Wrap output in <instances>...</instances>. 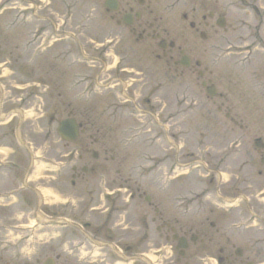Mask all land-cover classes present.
Returning a JSON list of instances; mask_svg holds the SVG:
<instances>
[{
    "label": "flooded vegetation",
    "instance_id": "af4514ba",
    "mask_svg": "<svg viewBox=\"0 0 264 264\" xmlns=\"http://www.w3.org/2000/svg\"><path fill=\"white\" fill-rule=\"evenodd\" d=\"M159 3L160 0H103L110 25L109 41L121 44L127 39L136 42L160 39L161 32L155 25ZM166 3L168 7L183 4L205 10L198 20H190L187 11L181 13V18L188 30H194L208 42L204 52L216 67L200 68L197 60L193 66L190 58L188 66L180 65V57L185 52L179 46L175 49L170 39L160 48L161 56L174 72L179 68L188 69V76L195 72L206 95V87L212 86L215 94L207 97H218L217 102L213 101L216 110L212 112L213 117L229 120L238 128L224 129L229 132L225 136L231 137L230 144L221 146L219 151L224 155H218L208 150L210 145L181 144L187 131L184 130V136L179 139L176 133L160 132L159 122H155L150 139L152 146L157 149L166 142L170 150L162 160L152 163L153 191L159 194L162 186L157 185L164 173L167 189L177 184L175 187L182 191L175 194L167 209L157 197L153 203L154 213L175 246L179 243L184 244V250L199 249L192 254V261L197 264H203L212 248L216 264H264V0H167ZM77 5L78 0H0V72L6 69L8 84H18V88L25 89L11 93V97L29 102L42 94L48 95L55 101L51 120L63 113L79 124L81 133L76 143L81 152H77L76 160L83 161L84 152L98 139L93 89L102 66L105 65L106 70L103 88L108 119L119 124L128 117L152 116L158 113V106L157 87L149 85L139 72L121 65V62L126 64V55L110 48L113 43L106 44V49L98 54L83 49L85 42L81 38ZM220 21L223 26L218 24ZM151 54L159 58V53ZM226 54L228 63L222 66L220 61ZM223 70L230 72L233 80L225 86L230 88L218 91L213 80L224 78ZM187 86L189 92L190 85ZM229 93L236 94L235 100L228 99ZM201 106L211 110L207 101L201 102ZM247 129L256 133L251 146L241 144ZM115 133L116 128L106 126V138ZM137 134L139 130L132 133ZM111 150L106 140V154ZM236 157L242 160L236 162ZM165 159L169 164L164 163ZM84 165H73L77 176L86 170ZM181 166L187 170L174 173ZM162 167H166L163 172ZM136 168L141 169L128 166L118 169L123 175L119 183L128 191L129 198L135 192L139 196L146 192L133 170ZM238 200L243 204L236 203ZM179 214H183V220ZM120 247L126 253L132 248L126 244ZM132 254L136 255L134 263L147 264L142 259L143 251ZM2 261L25 264L23 261L11 263L0 254ZM173 263V260L164 262ZM184 264H190L189 259Z\"/></svg>",
    "mask_w": 264,
    "mask_h": 264
},
{
    "label": "rangeland",
    "instance_id": "374dc122",
    "mask_svg": "<svg viewBox=\"0 0 264 264\" xmlns=\"http://www.w3.org/2000/svg\"><path fill=\"white\" fill-rule=\"evenodd\" d=\"M166 1L167 0H163L162 3H159V7L157 8L158 16L155 20V25L161 32V37L167 40H173L175 47L179 46L182 48L191 58L192 65H194V60L198 59L201 63L199 67L212 66L214 69L216 65H212L213 63L210 62V57L204 52V47H208V42L200 39L198 34H193L194 32L192 30H188L186 26H184L179 15L182 11H187L189 13V19L198 20L199 15L205 10L203 8L191 9V5L185 6L183 4L168 7ZM77 9L80 22V32L83 34L81 38L84 42L87 40L86 43H84L85 46H83V48H85L86 51L98 54L101 50L106 49V44L111 43L107 42V39H109L107 34H109L110 25L106 20L103 0H78ZM86 16L88 18L83 20ZM157 42L158 40H140L136 42L127 39L124 42H121V44H118L117 42L115 45H111L110 48L121 52V54L124 53L126 55L127 67L130 66L129 64L135 65L136 68L134 69L143 72L142 74H144V78L148 81L149 85L153 86V84H155V87L157 86L159 88L158 90L161 89L165 93L164 95L161 92V95H158L156 104L159 109L162 108V111H160L158 116L159 120H161V122L168 121L171 132L174 131L180 139L184 136L183 131L185 130L188 133V135L184 137L186 146L200 147L208 144L211 146L208 150H211L214 154H221L219 151L222 150L221 146L230 144L229 141L231 139V137L225 136V134H228L229 132H225L224 129H237L238 126H234L229 120L215 119L213 117L212 112L215 111L214 104H211L212 100L205 97L195 72H191L189 76L188 69L182 70L179 68L174 72L172 69H169V64L165 58H161L159 55V58L156 59L152 56L151 53H160ZM94 48L97 49L94 50ZM133 50L134 52H132ZM225 63L226 61L223 59L221 64L224 65ZM222 72H224V70ZM93 73H95V71H93ZM221 74L224 77V73ZM231 76V74H228L227 78L224 77L219 80L215 79L214 81L217 85L219 84L221 88H224L226 85L232 83L233 79ZM103 77H105V75H103ZM186 78L188 80H186ZM186 84L190 85V92L186 89ZM225 88L230 87L227 86ZM187 92L190 101L187 97ZM97 97L99 98L98 93H94V124L95 128H100L98 142L93 146V149L97 152V156H90V152L84 153V160L89 161V165H87V170L84 173H81L78 178L70 177V165L73 162L71 159L74 156L75 149H77V144L76 142L66 143L59 139L54 130L58 121L50 123L47 114L36 120L35 113L33 115L31 114L27 119L24 126V132L30 143H34L38 146L49 144L51 149L50 151L47 150L48 152H46V155L50 157H60L64 162L65 167H63L64 174H62V178L51 179L48 177L49 174L56 177V175H54L55 173L47 172V181L44 183L48 185L49 192H51L50 199L52 195H57L59 190L64 194L70 195L72 200L80 199L79 203L77 202V204H79L77 205V207H79L78 211H74V207L76 206L71 205L69 202L63 205V210L59 207L56 208L55 206L52 208H43V210L48 214H51V212L54 211L55 213L57 212V214H67L69 217L79 219V221H88L91 225L89 227L90 229H88V231L86 230L87 232L98 226L97 231L94 232L95 237L98 236L100 239L109 237L121 246L125 244L130 245L132 248L131 251L127 253L128 256H131L134 251L143 250L147 253L146 255L153 260V256L156 255L154 252L155 248L160 244L166 243L168 245V250L164 254V257L161 258L162 261L159 264H164V262L169 260H173V264H184L186 259H189L190 264H197L195 261H192V254L195 251L198 252L199 249L185 250L184 254L179 256L174 248V243L171 240L166 239L167 231L162 227L159 216H156L154 221L151 220L154 215L153 203L156 202L157 197L160 198L161 206L167 209L170 208V201L175 197V194L182 191V189L178 191V188L175 187L178 185L175 184L171 189L169 188L170 192H168L167 185L166 189H164V186L161 187L159 194L157 195L153 191L152 185L150 186L152 175L151 166L152 163L156 162V159L152 156L155 153L158 154V156L167 153V148H164L166 145L163 144L162 147L159 146L152 152L150 149L144 152H136L135 148L137 146H129V148L131 147L133 149V152L130 149H128V152L126 153L124 151L120 153L111 152L108 154H114V160L106 158V126L111 125L109 123L111 121L106 117V104L103 101H98ZM232 97L234 96L230 93L228 99L231 101ZM186 98L187 100H185ZM203 100L208 102V107L211 108L210 111L206 110L205 107L200 106V101L202 102ZM214 100L217 101L218 98H213V101ZM187 101L189 102L188 106ZM146 107L149 108V105H146ZM167 115H171L172 118ZM62 116H64L63 113L61 114V117ZM36 121L41 130H39L40 128L35 131L29 130L30 126L28 123H35ZM140 121L141 120H139V123ZM12 124H10L8 128L11 127ZM112 124H117L116 128H123L124 126L126 127V125H138V122L137 120H121L119 121L120 125L118 123ZM162 130L163 129H159L160 132ZM247 131L248 129L246 130L247 136L241 140V144L251 146L252 138L256 133L248 131L247 134ZM10 141L17 145V141L12 135ZM192 149L195 150L196 148ZM240 154L241 153H238V155ZM221 155H224V153ZM161 156L159 160H162L163 156ZM118 160L140 161L143 164L141 169L136 168L133 170L137 172V176H139L143 187L146 188V193L150 195L149 201L144 200V198L138 196V194H134L132 198H129L127 195L128 191L124 190V188L120 191H114V193L108 195L106 198L101 196L102 188L115 190L119 185L118 179L123 175L121 173H116V161ZM234 160L239 162L242 159L241 157H236ZM81 163H84V161ZM165 164H169L167 163V160H165ZM257 164L258 160L256 158V165ZM29 165L33 168V171L32 173L25 174L24 177H26L27 180L38 181L41 177L46 176L44 175V172L48 167V163L35 160L30 162ZM129 167L134 168L135 165H129ZM165 168L166 167H162L161 172L165 171ZM122 171H124L123 168ZM182 171L183 168H177L174 173H180ZM71 179L73 180V183L71 182ZM161 182L162 180H160V184ZM160 184L157 186H160ZM0 185H2V182H0ZM181 186L182 185L179 187ZM239 203L242 204L241 201H239ZM91 206H94L96 210L91 211ZM165 215L168 217L167 213H165ZM178 216L183 220V214H179ZM156 226L159 227L156 229ZM46 234L47 237L44 236L45 234L40 236L41 239L44 238L47 240L43 245H40L41 252L38 262H35L33 259L25 261L26 264H41L47 256L55 257V262H57V264H67L63 261L62 256L58 259L56 258V255L59 254V251L61 250L58 241L65 238H62L61 236L59 237L50 231ZM63 234L70 237L68 231L63 232ZM75 234L81 241H86L80 232H76ZM210 252V254L213 255L214 249L212 248ZM111 256L114 257L112 253ZM70 259L68 258V263L74 261V259H72L73 261H70ZM90 260L91 261H85L82 264L105 263L104 261H99L97 258H92Z\"/></svg>",
    "mask_w": 264,
    "mask_h": 264
},
{
    "label": "water",
    "instance_id": "95a60500",
    "mask_svg": "<svg viewBox=\"0 0 264 264\" xmlns=\"http://www.w3.org/2000/svg\"><path fill=\"white\" fill-rule=\"evenodd\" d=\"M70 125H71V123L69 121L65 120V121L61 122L60 127L57 128V130L63 137L72 138L73 136H70V134L63 132V130H66V129H68V132H69V130L71 131Z\"/></svg>",
    "mask_w": 264,
    "mask_h": 264
}]
</instances>
